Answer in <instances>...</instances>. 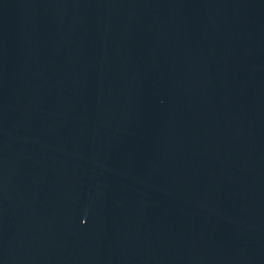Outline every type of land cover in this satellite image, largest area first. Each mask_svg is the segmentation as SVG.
I'll return each instance as SVG.
<instances>
[{"label":"water","instance_id":"1","mask_svg":"<svg viewBox=\"0 0 264 264\" xmlns=\"http://www.w3.org/2000/svg\"><path fill=\"white\" fill-rule=\"evenodd\" d=\"M0 264H264V0H0Z\"/></svg>","mask_w":264,"mask_h":264}]
</instances>
